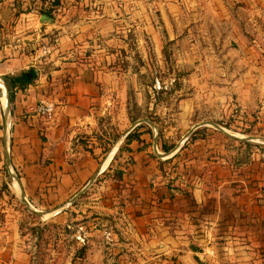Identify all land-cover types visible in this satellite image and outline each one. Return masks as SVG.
<instances>
[{"label":"crops","instance_id":"obj_1","mask_svg":"<svg viewBox=\"0 0 264 264\" xmlns=\"http://www.w3.org/2000/svg\"><path fill=\"white\" fill-rule=\"evenodd\" d=\"M25 3L0 0V39L4 42L6 35L9 39L3 44L0 40V144L3 150L8 144L10 169L19 173L20 188L12 179L17 192L32 204L58 209L56 219L60 221L68 215L65 205L85 184L120 169L122 213L131 217L130 229L139 240L136 244L142 261L264 262V211L255 199L258 187L264 184V134L234 136L228 130L210 127L155 131L146 126L137 130L139 138L125 143L116 158L112 159L118 142L108 154H95L81 139L88 140L99 116L109 108V90L117 87L118 77L105 62L64 61L62 53L78 50L73 47L84 37L85 29L109 33L115 21L124 20L122 10L127 12L133 0L76 1L65 9L66 14L59 15L64 19L69 12L74 14L71 32L66 26L61 29L56 17L55 23L38 28L40 33L25 28L31 24V29H37L30 12L15 13ZM5 25L21 28L9 31ZM48 31L55 33L57 40L56 49L47 58L50 64L34 65L37 75L23 85L13 81L11 76L28 70L38 52V48L16 49L13 40L35 47L36 42L29 40ZM58 50L61 54L55 57ZM39 99L55 103L52 118L33 112ZM183 111L191 113L188 108ZM130 131L122 134L125 137ZM257 134L261 138H256ZM11 240L7 236L0 242V264L24 260Z\"/></svg>","mask_w":264,"mask_h":264},{"label":"rangeland","instance_id":"obj_2","mask_svg":"<svg viewBox=\"0 0 264 264\" xmlns=\"http://www.w3.org/2000/svg\"><path fill=\"white\" fill-rule=\"evenodd\" d=\"M25 1L15 13L30 12L37 29H31V24L25 28L40 33L38 28L55 23L56 17L61 29L66 26L71 32L74 14L69 12L64 19L59 15L76 1L88 0H57L47 10L53 22L39 21L46 13L39 8L41 0ZM126 11L122 10L124 20L115 21L109 33L85 29L76 42L81 46L74 44L78 50L62 53L64 61L105 62L118 77L117 87L109 90V108L99 116L88 140L81 139L90 144V151L108 154L125 130L146 126L163 131L221 129L220 125L221 130L237 135L264 134V0H133ZM34 41L35 47H26L13 40L14 48L34 51L47 43L53 52L57 46L53 32L29 40ZM50 53L37 58V64L49 65ZM59 54L61 50L54 56ZM259 134L256 138H261ZM122 140L115 158L118 148L125 147V137ZM9 161L8 144L5 150L0 144V242L7 236L15 240L23 254L20 264H185L174 258L141 260L131 217L122 213L116 168L99 175L69 200L64 207L66 219L57 221L59 212L40 215L30 210L13 185ZM13 173L18 179V171ZM32 205L43 211L52 208Z\"/></svg>","mask_w":264,"mask_h":264},{"label":"built area","instance_id":"obj_3","mask_svg":"<svg viewBox=\"0 0 264 264\" xmlns=\"http://www.w3.org/2000/svg\"><path fill=\"white\" fill-rule=\"evenodd\" d=\"M57 0H41L39 4V8L41 10H50L53 9L55 6V2ZM34 10V9H33ZM51 46L47 43H43L38 48V52L36 53V56L31 61V67L37 64L36 60L37 58L46 57L51 52ZM33 112L42 118L50 119L52 118L54 112H55V103L52 100L48 99H39L32 108ZM256 202L260 205V207L264 211V184L260 185L256 191L255 195Z\"/></svg>","mask_w":264,"mask_h":264},{"label":"water","instance_id":"obj_4","mask_svg":"<svg viewBox=\"0 0 264 264\" xmlns=\"http://www.w3.org/2000/svg\"><path fill=\"white\" fill-rule=\"evenodd\" d=\"M39 21H41V22H44V21H50V22H53V18H51V16L49 15V14H47V13H42L40 16H39ZM37 73H38V70H37V68H32L31 70H25V74H26V76L28 77V78H30V77H32V76H34V75H37ZM7 105V104H6ZM139 122V120L138 121H136L132 126H134L135 124H137ZM219 127L221 128V129H223V127L222 126H220L219 125ZM227 131V130H226ZM229 134H231V135H234V136H237L236 134H233V133H231V132H228ZM125 135V134H124ZM123 135V136H124ZM243 137V136H242ZM244 138H246V137H244ZM118 146V145H117ZM12 175H13V180H15L16 181V183L18 184V186H19V188H20V184H19V181H18V179H17V177H16V175L13 173V171H12ZM87 184H89V183H87ZM87 184H85V186L78 192V194L79 193H81L82 192V190L86 187V185ZM22 196H23V198L25 199V201L28 203V205H29V208H30V210H32L33 212H36L37 214H40V215H42V214H44L45 215V213H47V212H49V213H51V212H56L57 210H49V211H43V210H41V209H38V208H36V207H34L29 201H28V199L27 198H25V196L23 195V193H22ZM73 198H75V197H73ZM72 198V199H73Z\"/></svg>","mask_w":264,"mask_h":264},{"label":"trees","instance_id":"obj_5","mask_svg":"<svg viewBox=\"0 0 264 264\" xmlns=\"http://www.w3.org/2000/svg\"><path fill=\"white\" fill-rule=\"evenodd\" d=\"M48 13L49 11H44ZM33 67H30L29 70H31ZM32 77L28 78L25 74V71L20 72L17 76L12 75L11 79L14 81L18 80L20 85H23V83H27L28 81L31 80ZM133 138H139V132L137 130H132L130 131L126 136H125V143L129 142ZM119 150L122 149L121 147L118 148ZM115 157V156H114ZM113 157V158H114ZM115 178L118 180L121 178L122 170L116 169L115 172Z\"/></svg>","mask_w":264,"mask_h":264},{"label":"bare ground","instance_id":"obj_6","mask_svg":"<svg viewBox=\"0 0 264 264\" xmlns=\"http://www.w3.org/2000/svg\"><path fill=\"white\" fill-rule=\"evenodd\" d=\"M1 92H2V98H3V101H4V99H5V95H4V93L5 92H3V90L1 89ZM5 103V102H4ZM7 103H5V105H6ZM120 141V140H119ZM119 143V142H118ZM118 145V144H117ZM117 145H116V147H115V149H114V151H113V153L115 152V150H116V148H117ZM113 153H112V155H113ZM110 157V156H109ZM112 157V156H111ZM20 193H21V191H20ZM45 214H47V213H45ZM42 215H44V214H42Z\"/></svg>","mask_w":264,"mask_h":264}]
</instances>
